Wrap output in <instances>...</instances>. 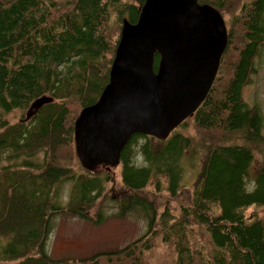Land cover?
<instances>
[{"label":"trees","instance_id":"1","mask_svg":"<svg viewBox=\"0 0 264 264\" xmlns=\"http://www.w3.org/2000/svg\"><path fill=\"white\" fill-rule=\"evenodd\" d=\"M145 1L0 0V264H137L144 255L140 264H264V218L247 215L264 208V112L243 92L264 49V0H199L219 10L228 29L214 83L160 147L156 137L132 136L120 155L119 182L110 165L96 172L77 156L75 122L100 98L123 21L137 22ZM160 59L156 53L155 69ZM43 96L52 101L28 117ZM18 112L27 113L11 121ZM195 148L205 158L190 188L182 183L183 159ZM67 181L65 204L59 190ZM107 194L115 211L90 216ZM134 212L147 230L125 247L50 255L56 216L102 223Z\"/></svg>","mask_w":264,"mask_h":264},{"label":"water","instance_id":"2","mask_svg":"<svg viewBox=\"0 0 264 264\" xmlns=\"http://www.w3.org/2000/svg\"><path fill=\"white\" fill-rule=\"evenodd\" d=\"M227 45V25L214 5L146 0L137 22L123 21L100 98L75 122L76 153L84 167L118 164L134 134L167 139L207 97ZM51 101L35 100L28 117Z\"/></svg>","mask_w":264,"mask_h":264},{"label":"rangeland","instance_id":"3","mask_svg":"<svg viewBox=\"0 0 264 264\" xmlns=\"http://www.w3.org/2000/svg\"><path fill=\"white\" fill-rule=\"evenodd\" d=\"M262 52L261 58L258 59V74L253 78L254 82L246 86L243 92L245 100L252 104L257 102L261 105L264 112V49ZM76 108L77 107H71V110L75 111ZM26 113L27 112H24L23 116V112L13 113L10 116V120H22ZM158 140L159 139L154 140L153 143L160 147L162 143L161 140ZM191 156H194L193 159H191ZM204 158V150L200 148H195L193 152L185 154L183 159L185 174L182 181L184 185L193 188L197 184L204 166ZM260 159V155L257 154L256 165L259 164ZM110 166L111 174H114L116 182H119L122 165L118 163ZM103 170L104 168L101 164H97L94 169L96 172H102ZM156 180V177L152 179L151 187H153ZM162 181L163 184L167 182L165 178L162 179ZM71 187L72 184L68 181L60 185L59 196L61 198V203L66 204L69 200ZM112 189L113 184L110 182L107 184V191ZM107 195L108 196L101 197V200L96 202V206L89 212L90 216L94 218L96 212L99 210H103L107 215L115 211L116 204L115 202L109 201L110 196L109 194ZM111 203H113L114 206L111 205ZM247 213L248 216L251 214H259L264 218V208L262 207L253 206L249 208ZM52 222V233L48 240V249L50 255L54 257L76 256L80 258L100 250L120 249L139 238L145 230H147L146 220L140 212L131 213L126 217L111 216L102 223H95L94 220H83L76 216L63 215L56 216ZM203 238L207 239L205 236H203ZM161 251H163V249ZM151 253L153 258V252ZM159 257V253H156L154 259ZM144 259L145 255L139 262L144 263ZM139 262H137V264H140Z\"/></svg>","mask_w":264,"mask_h":264},{"label":"bare ground","instance_id":"4","mask_svg":"<svg viewBox=\"0 0 264 264\" xmlns=\"http://www.w3.org/2000/svg\"><path fill=\"white\" fill-rule=\"evenodd\" d=\"M127 145V144H126Z\"/></svg>","mask_w":264,"mask_h":264}]
</instances>
